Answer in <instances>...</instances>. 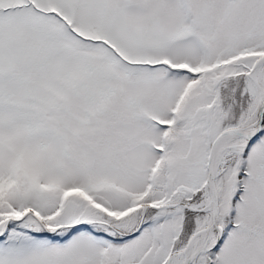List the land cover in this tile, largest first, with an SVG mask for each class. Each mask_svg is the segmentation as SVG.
Returning a JSON list of instances; mask_svg holds the SVG:
<instances>
[{
  "label": "snow or ice",
  "instance_id": "6c2138e0",
  "mask_svg": "<svg viewBox=\"0 0 264 264\" xmlns=\"http://www.w3.org/2000/svg\"><path fill=\"white\" fill-rule=\"evenodd\" d=\"M0 264H264V0H0Z\"/></svg>",
  "mask_w": 264,
  "mask_h": 264
}]
</instances>
